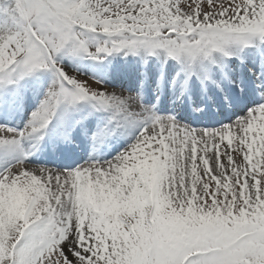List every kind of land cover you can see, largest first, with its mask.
Returning a JSON list of instances; mask_svg holds the SVG:
<instances>
[{
    "label": "snow or ice",
    "instance_id": "1",
    "mask_svg": "<svg viewBox=\"0 0 264 264\" xmlns=\"http://www.w3.org/2000/svg\"><path fill=\"white\" fill-rule=\"evenodd\" d=\"M0 264H264V0H0Z\"/></svg>",
    "mask_w": 264,
    "mask_h": 264
}]
</instances>
